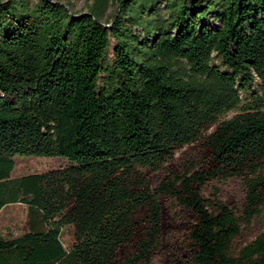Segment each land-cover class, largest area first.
Listing matches in <instances>:
<instances>
[{
    "label": "trees",
    "instance_id": "1",
    "mask_svg": "<svg viewBox=\"0 0 264 264\" xmlns=\"http://www.w3.org/2000/svg\"><path fill=\"white\" fill-rule=\"evenodd\" d=\"M71 7L0 0V209L29 228L0 264H264V223L241 246L264 204V0ZM15 156L68 165L11 178ZM237 177L241 203L219 189Z\"/></svg>",
    "mask_w": 264,
    "mask_h": 264
},
{
    "label": "rangeland",
    "instance_id": "2",
    "mask_svg": "<svg viewBox=\"0 0 264 264\" xmlns=\"http://www.w3.org/2000/svg\"><path fill=\"white\" fill-rule=\"evenodd\" d=\"M35 1V0H31ZM71 10L74 12L85 11L86 0H71ZM90 3V2H89ZM115 5L109 6L106 14H110L114 9ZM171 63L181 70L180 72L185 73L187 76L188 71L185 64L176 59H172ZM191 80L193 77L188 76ZM194 80V79H193ZM197 80V79H196ZM195 80V81H196ZM200 80V79H199ZM202 81H208L201 79ZM256 90V89H255ZM188 145H183L175 150V157H177L182 151L186 150ZM14 170L12 176H20L29 173H38L47 171L50 169L60 168L68 165V161L64 158L59 157H41V156H15L14 158ZM219 189L223 197H230L234 201L241 203L244 196V187L242 179L231 178L230 180L224 181ZM264 223V204L261 206L257 214L251 219L242 234L241 246L248 244L252 241L255 236L260 232L262 224ZM28 210L27 206L20 203H9L0 209V238L10 239L17 237L24 232L28 231ZM74 229L72 225H67L61 229L59 240L62 247L68 250L74 242ZM152 264H158L152 262Z\"/></svg>",
    "mask_w": 264,
    "mask_h": 264
},
{
    "label": "crops",
    "instance_id": "3",
    "mask_svg": "<svg viewBox=\"0 0 264 264\" xmlns=\"http://www.w3.org/2000/svg\"><path fill=\"white\" fill-rule=\"evenodd\" d=\"M13 170H14V168H13ZM13 170H12V172H11V178L18 177V176H12ZM29 174H31V173H29ZM24 175H25V174H24ZM20 176H22V175H20Z\"/></svg>",
    "mask_w": 264,
    "mask_h": 264
}]
</instances>
